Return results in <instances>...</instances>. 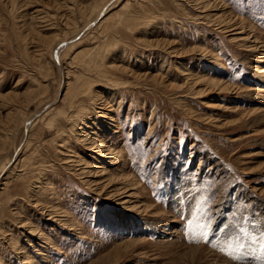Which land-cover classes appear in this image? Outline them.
<instances>
[{
    "label": "rangeland",
    "instance_id": "374dc122",
    "mask_svg": "<svg viewBox=\"0 0 264 264\" xmlns=\"http://www.w3.org/2000/svg\"><path fill=\"white\" fill-rule=\"evenodd\" d=\"M111 1L0 0V264H259L264 0Z\"/></svg>",
    "mask_w": 264,
    "mask_h": 264
},
{
    "label": "snow or ice",
    "instance_id": "6c2138e0",
    "mask_svg": "<svg viewBox=\"0 0 264 264\" xmlns=\"http://www.w3.org/2000/svg\"><path fill=\"white\" fill-rule=\"evenodd\" d=\"M226 221V218H225ZM226 227V223L219 226V228L216 226L215 231H223ZM191 228L192 225L189 223L187 225V231L188 235L190 237V242H192L191 239ZM201 231L199 239H196V243L200 242H208V232L206 229L208 228V224H202L200 225ZM248 240L249 244L255 243L258 245L256 248H250L248 245H246L243 241ZM226 247L231 248L233 252L235 251H244L248 255H251L253 260H256L259 262V264H264V232H261L259 236H252L248 232H246L244 229H239V231L235 234L230 236L226 241H224ZM221 251H224L223 248H221ZM256 253H259L257 255ZM231 255V253H229ZM234 259H243L244 257L241 256H234Z\"/></svg>",
    "mask_w": 264,
    "mask_h": 264
},
{
    "label": "bare ground",
    "instance_id": "6f19581e",
    "mask_svg": "<svg viewBox=\"0 0 264 264\" xmlns=\"http://www.w3.org/2000/svg\"><path fill=\"white\" fill-rule=\"evenodd\" d=\"M114 1H116V0H112L111 1V3L112 2H114ZM200 1V0H199ZM202 1V0H201ZM204 1V0H203ZM207 2V1H206ZM211 2V0H209L208 2H207V4L204 6V7H209V4L213 7L214 6V4H212V3H210ZM200 4V3H199ZM202 4V3H201ZM203 4H205V3H203ZM216 5L215 6H217V8L214 6L213 8V10H215V9H219L218 8V3H215ZM104 12L105 11H103L102 13H101V17H100V19L98 20V21H96L95 22V24L93 25V26H95L96 24H98L102 19V21H101V24H103V23H105V22H107V20H108V17H105V18H103V16H104ZM230 21V20H229ZM225 24L227 25V27L228 28H231V31H234V30H238V33H243V31H242V29H243V26L242 25H238L237 26V24L236 23H233V22H231L230 21V23H228V22H225ZM225 25V26H226ZM93 26H91V27H89V28H86L85 30H88V29H90V28H92ZM239 30H240V32H239ZM66 44V43H65ZM60 49V48H59ZM58 49V50H59ZM59 95H60V100H61V97H62V90L60 91V93H59ZM58 95V96H59ZM55 104H54V101L53 102H51V103H49V104H47L44 108H43V110H42V112L39 114V113H36L34 116H33V119L34 118H36V117H39V116H41L47 109H49L50 107H52V106H54ZM32 119L30 120V121H28L27 123H26V129L28 128V126L32 123ZM27 131H28V129H27ZM27 133V132H26ZM98 144V143H97ZM96 148H101V147H99V145H96ZM95 148V149H96ZM101 150V149H100ZM122 193V192H121ZM193 249V248H192ZM195 251V250H194Z\"/></svg>",
    "mask_w": 264,
    "mask_h": 264
},
{
    "label": "water",
    "instance_id": "95a60500",
    "mask_svg": "<svg viewBox=\"0 0 264 264\" xmlns=\"http://www.w3.org/2000/svg\"><path fill=\"white\" fill-rule=\"evenodd\" d=\"M100 17H101V14L98 16V18H97L94 22H92V23H90L89 25H87L86 28H89V27H91L92 25H94L95 22L98 21V20L100 19ZM86 28H85V29H86ZM64 43H65V42L59 44V45L57 46V48L55 49L54 52L56 53V52H57V49L60 48V46L64 45ZM42 110H43V109H42ZM42 110H40L38 113L42 112ZM25 129H26V127H25Z\"/></svg>",
    "mask_w": 264,
    "mask_h": 264
}]
</instances>
